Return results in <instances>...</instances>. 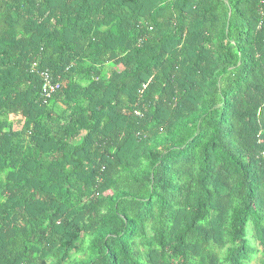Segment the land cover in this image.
<instances>
[{
    "label": "trees",
    "instance_id": "1",
    "mask_svg": "<svg viewBox=\"0 0 264 264\" xmlns=\"http://www.w3.org/2000/svg\"><path fill=\"white\" fill-rule=\"evenodd\" d=\"M0 264H264V0H0Z\"/></svg>",
    "mask_w": 264,
    "mask_h": 264
},
{
    "label": "built area",
    "instance_id": "2",
    "mask_svg": "<svg viewBox=\"0 0 264 264\" xmlns=\"http://www.w3.org/2000/svg\"><path fill=\"white\" fill-rule=\"evenodd\" d=\"M36 73L41 80L39 98L46 104L49 98L60 89V82L55 80L48 70H39Z\"/></svg>",
    "mask_w": 264,
    "mask_h": 264
},
{
    "label": "rangeland",
    "instance_id": "3",
    "mask_svg": "<svg viewBox=\"0 0 264 264\" xmlns=\"http://www.w3.org/2000/svg\"><path fill=\"white\" fill-rule=\"evenodd\" d=\"M79 138H80V136H79V137H77V138H75V139L73 140V143H76V142H78Z\"/></svg>",
    "mask_w": 264,
    "mask_h": 264
}]
</instances>
